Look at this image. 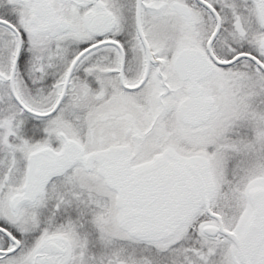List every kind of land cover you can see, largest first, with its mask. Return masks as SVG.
<instances>
[{"label": "snow or ice", "instance_id": "1", "mask_svg": "<svg viewBox=\"0 0 264 264\" xmlns=\"http://www.w3.org/2000/svg\"><path fill=\"white\" fill-rule=\"evenodd\" d=\"M0 264H264V0H0Z\"/></svg>", "mask_w": 264, "mask_h": 264}]
</instances>
